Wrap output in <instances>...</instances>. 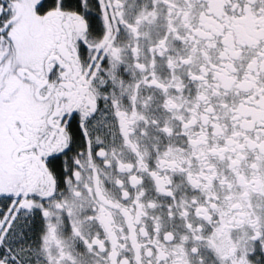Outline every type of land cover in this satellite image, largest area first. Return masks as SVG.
Listing matches in <instances>:
<instances>
[{"label":"snow or ice","instance_id":"6c2138e0","mask_svg":"<svg viewBox=\"0 0 264 264\" xmlns=\"http://www.w3.org/2000/svg\"><path fill=\"white\" fill-rule=\"evenodd\" d=\"M0 264H264V0H0Z\"/></svg>","mask_w":264,"mask_h":264}]
</instances>
